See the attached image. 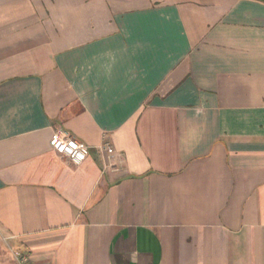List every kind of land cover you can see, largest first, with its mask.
<instances>
[{"label":"crops","instance_id":"1","mask_svg":"<svg viewBox=\"0 0 264 264\" xmlns=\"http://www.w3.org/2000/svg\"><path fill=\"white\" fill-rule=\"evenodd\" d=\"M14 253L264 264V0H0V264Z\"/></svg>","mask_w":264,"mask_h":264},{"label":"built area","instance_id":"2","mask_svg":"<svg viewBox=\"0 0 264 264\" xmlns=\"http://www.w3.org/2000/svg\"><path fill=\"white\" fill-rule=\"evenodd\" d=\"M51 145L58 155L64 157L73 166L80 165L88 154L86 146L64 134H53L51 137ZM103 149L108 154L112 153V148L108 145H105ZM13 257L18 264H32L20 253H14Z\"/></svg>","mask_w":264,"mask_h":264}]
</instances>
